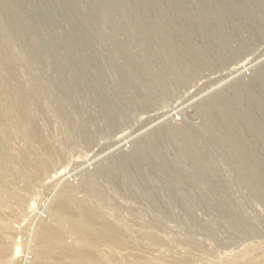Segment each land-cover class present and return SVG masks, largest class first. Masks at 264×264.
Segmentation results:
<instances>
[{
	"label": "rangeland",
	"instance_id": "374dc122",
	"mask_svg": "<svg viewBox=\"0 0 264 264\" xmlns=\"http://www.w3.org/2000/svg\"><path fill=\"white\" fill-rule=\"evenodd\" d=\"M0 36V264L60 177L102 236L45 210L31 261L264 264V0H0Z\"/></svg>",
	"mask_w": 264,
	"mask_h": 264
},
{
	"label": "bare ground",
	"instance_id": "6f19581e",
	"mask_svg": "<svg viewBox=\"0 0 264 264\" xmlns=\"http://www.w3.org/2000/svg\"><path fill=\"white\" fill-rule=\"evenodd\" d=\"M2 46H5V42H4V45L2 43ZM2 51H0L2 53L0 55H2V57H3V59H1V61H2L3 66H5L4 59L6 60L7 56ZM245 65L240 66L238 69L234 70L229 75L236 72L237 70L242 69ZM5 96H6L7 100L11 103V111L17 115L19 121L21 118L22 122H24V124L27 125L26 109H25L24 105L22 104V102L20 103V100H17L18 98L9 90L6 91ZM26 129H27L28 133L31 132L29 127L26 126ZM174 129H176V127ZM4 133H5V131H4V129L0 123V135L2 136V134H4ZM177 133H178L177 134V137H178L181 134V130L177 129ZM65 177H67V176H65ZM60 179H61V177L58 179V181H56V183L53 186V188L51 189L50 193L44 199L41 211H40V209L38 211H36L37 213L34 215V217L32 218V220L29 223L26 238L24 239L25 241H24L23 247L20 251L21 256H20L18 264H41V262L39 261L40 259H38V260L34 259L33 261H31V259L29 260L30 253H31V251L35 245L34 243H36V245H37V242H38V246L43 248V241L49 240L48 237H51V236L53 237V239L55 238V235H54V234H56V233H54L55 230L54 229L52 230L50 228L52 226L49 227L48 224L42 220V217L44 215V214L42 215V213L45 212V210L47 211L50 209L51 213L53 215H58L60 212L66 213L68 215V217H67L68 221L71 223V225L76 230L80 231L81 234L84 236H94L97 238L102 236V233L100 231H98V229H96L99 224L95 221L96 213L93 210L89 209L87 206H86V208L82 209L81 206L83 205V203H81L79 201H77V202L76 201L75 202L67 201L66 199L60 198L59 195H57V194H59L58 193L59 188L65 183L64 179L63 180H60ZM84 184L88 188L89 187L88 185H90V182L84 181ZM71 207L74 209H77V210L82 209L81 212L85 218V222H80L75 218V216L72 213ZM38 212H40V213H38ZM89 224L92 225V228H90ZM108 229H109L108 226H104L105 232ZM111 231H112L111 237L113 238V240L115 242H119V240L113 236L116 233H114L113 230H111ZM106 233H108V232H106ZM109 233H110V231H109ZM36 239H38L39 241L35 242Z\"/></svg>",
	"mask_w": 264,
	"mask_h": 264
},
{
	"label": "water",
	"instance_id": "95a60500",
	"mask_svg": "<svg viewBox=\"0 0 264 264\" xmlns=\"http://www.w3.org/2000/svg\"><path fill=\"white\" fill-rule=\"evenodd\" d=\"M263 59H264V58H262V59L256 61L254 64L260 63ZM241 72H242V70H240V71L234 73L233 75H231L230 77H228L227 79H225L223 82H221L219 85H216V86H214L213 88H210L208 91H206L205 93H203V94L200 95L199 97H197V98H195L194 100H192V102H194L195 100L199 99L200 97H202V96H204V95H206V94H208V93L214 91L216 88H218V87L221 86L222 84H224V83L230 81L231 79L235 78L236 76L240 75Z\"/></svg>",
	"mask_w": 264,
	"mask_h": 264
}]
</instances>
